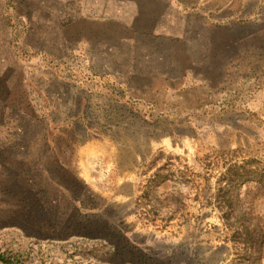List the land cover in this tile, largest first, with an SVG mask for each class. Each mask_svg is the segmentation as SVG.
<instances>
[{
  "label": "rangeland",
  "instance_id": "374dc122",
  "mask_svg": "<svg viewBox=\"0 0 264 264\" xmlns=\"http://www.w3.org/2000/svg\"><path fill=\"white\" fill-rule=\"evenodd\" d=\"M0 264H264V0H0Z\"/></svg>",
  "mask_w": 264,
  "mask_h": 264
},
{
  "label": "trees",
  "instance_id": "16d2710c",
  "mask_svg": "<svg viewBox=\"0 0 264 264\" xmlns=\"http://www.w3.org/2000/svg\"><path fill=\"white\" fill-rule=\"evenodd\" d=\"M38 117H39V118H38ZM36 118H38V119H36ZM32 119L36 120V122H37L38 124H40V125H41V124H43V125L47 124L45 129H46V130L48 129V130H49V133L55 131V129H53L52 126H51V129H49V127H50V123L47 122V121L44 120V119H41L40 115L38 116V113H36L35 111L32 113ZM50 130H51V132H50ZM60 131H61V130H60ZM50 146H51L52 151H53L54 153H56V152H55L56 148L54 147V144H50Z\"/></svg>",
  "mask_w": 264,
  "mask_h": 264
}]
</instances>
